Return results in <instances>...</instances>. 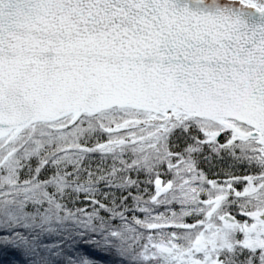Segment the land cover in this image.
I'll list each match as a JSON object with an SVG mask.
<instances>
[{
    "label": "snow or ice",
    "instance_id": "snow-or-ice-1",
    "mask_svg": "<svg viewBox=\"0 0 264 264\" xmlns=\"http://www.w3.org/2000/svg\"><path fill=\"white\" fill-rule=\"evenodd\" d=\"M0 264H264V0H0Z\"/></svg>",
    "mask_w": 264,
    "mask_h": 264
}]
</instances>
